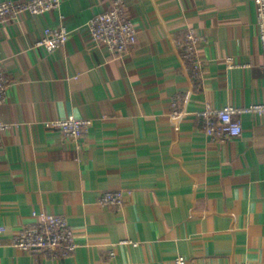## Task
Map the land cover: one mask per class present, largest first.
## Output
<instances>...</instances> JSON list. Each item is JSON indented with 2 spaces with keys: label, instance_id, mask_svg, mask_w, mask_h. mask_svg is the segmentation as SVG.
I'll use <instances>...</instances> for the list:
<instances>
[{
  "label": "crops",
  "instance_id": "1",
  "mask_svg": "<svg viewBox=\"0 0 264 264\" xmlns=\"http://www.w3.org/2000/svg\"><path fill=\"white\" fill-rule=\"evenodd\" d=\"M112 2L62 0L57 11L0 24L10 81L0 121L11 125L0 143V264H264V115H236L243 134L226 140L209 137L198 117L206 104L264 102L255 0H125L138 43L123 55L92 42L88 26ZM61 24L72 32L63 48L36 46ZM192 29L200 80L176 47ZM177 94L184 113L174 119ZM70 115L94 121L84 140L45 125ZM114 189L133 192L123 208L99 203ZM35 213L68 218L72 256L12 245Z\"/></svg>",
  "mask_w": 264,
  "mask_h": 264
},
{
  "label": "built area",
  "instance_id": "2",
  "mask_svg": "<svg viewBox=\"0 0 264 264\" xmlns=\"http://www.w3.org/2000/svg\"><path fill=\"white\" fill-rule=\"evenodd\" d=\"M61 4L62 0H28L25 2L2 0L0 1V24L20 22L26 14L51 13L59 10ZM255 4L257 34L262 47V68L264 70V0H255ZM88 26L92 42L106 47L111 54L123 55L131 51L138 43V30L128 14L125 0H113L107 11L90 19ZM71 34V30L63 24L48 27L36 42V46L44 47L49 52H55L67 44ZM200 41L201 37L194 29L189 30L176 41L184 67L193 80H200L206 71L199 53ZM227 63L231 69L240 66L233 58H227ZM9 87L10 81L6 73L0 69V106L7 101ZM182 101L183 97L180 94L172 99V118L178 119L183 115ZM245 114L264 115V102L246 107L228 105L222 108L206 104L198 112V117L209 137L226 140L240 137L243 134V122L235 116ZM93 122L92 119L70 115L66 118L47 121L45 125L48 128L53 127L59 130L64 139L78 142L87 138ZM10 127V124L0 121V143ZM132 194V190L127 189L107 190L100 196L99 203L103 206L123 208ZM34 215L38 217V220L19 228L14 233L12 245L23 251L39 250L47 258L52 259H65L76 252L78 243L67 217L48 213H35ZM114 255V252L111 253L112 257ZM174 264H185V259L177 257ZM236 264L250 263L238 262Z\"/></svg>",
  "mask_w": 264,
  "mask_h": 264
}]
</instances>
